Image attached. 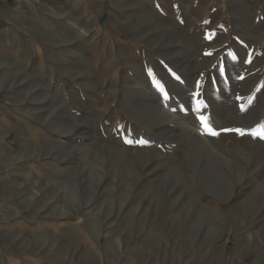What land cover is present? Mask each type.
Masks as SVG:
<instances>
[{
  "label": "rangeland",
  "instance_id": "1",
  "mask_svg": "<svg viewBox=\"0 0 264 264\" xmlns=\"http://www.w3.org/2000/svg\"><path fill=\"white\" fill-rule=\"evenodd\" d=\"M258 133L264 0H0V264H264Z\"/></svg>",
  "mask_w": 264,
  "mask_h": 264
},
{
  "label": "snow or ice",
  "instance_id": "2",
  "mask_svg": "<svg viewBox=\"0 0 264 264\" xmlns=\"http://www.w3.org/2000/svg\"><path fill=\"white\" fill-rule=\"evenodd\" d=\"M242 110H243V106H242ZM200 119H201V121L203 123V126L205 127L206 130H208L213 135H216L217 134L216 132L212 131L211 128L206 123V117L201 116ZM224 131H235V132H237V133H239L241 135L244 134L243 130H241V129H225ZM257 135L264 136V133H258ZM129 143H131V141H129Z\"/></svg>",
  "mask_w": 264,
  "mask_h": 264
}]
</instances>
